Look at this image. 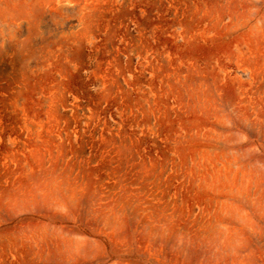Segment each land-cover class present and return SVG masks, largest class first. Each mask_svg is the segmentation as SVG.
Segmentation results:
<instances>
[{"label": "rangeland", "instance_id": "374dc122", "mask_svg": "<svg viewBox=\"0 0 264 264\" xmlns=\"http://www.w3.org/2000/svg\"><path fill=\"white\" fill-rule=\"evenodd\" d=\"M160 1L0 0V264H264V0Z\"/></svg>", "mask_w": 264, "mask_h": 264}, {"label": "crops", "instance_id": "0c3cea01", "mask_svg": "<svg viewBox=\"0 0 264 264\" xmlns=\"http://www.w3.org/2000/svg\"><path fill=\"white\" fill-rule=\"evenodd\" d=\"M108 1H112V0H79V6L82 7V12H83V20L86 22L87 25L90 26V24L93 22H96V19H101V15L99 14V7L105 3L107 4ZM160 0H150V3L154 4L155 6H157L158 4L161 3ZM153 15L156 17V19L158 17H161L162 15V11H153L152 12ZM92 21V22H91ZM96 26V25H95ZM94 26V28H95ZM91 27V26H90ZM93 28V27H92ZM86 30H88V33L91 32L89 28H87ZM132 35V34H130ZM141 36V35H140ZM140 44L138 45L137 40L135 38L130 39L129 44L124 45L125 46V51H124V64L125 66H130L134 68L139 69V61H141L143 56H146V50L149 53V55H152L153 49L157 50V46L153 45L152 43H150V40L143 38V36H141L140 40H139ZM95 52V50H93ZM140 58V60H139ZM147 59L150 58V56H146ZM156 59V58H155ZM153 60V62L155 61V65H158V62L156 60ZM138 71H136L135 73V77H138L139 75L137 74ZM139 78V77H138Z\"/></svg>", "mask_w": 264, "mask_h": 264}]
</instances>
